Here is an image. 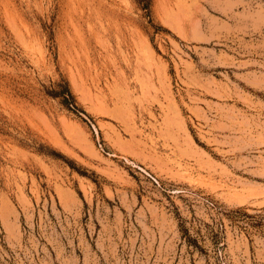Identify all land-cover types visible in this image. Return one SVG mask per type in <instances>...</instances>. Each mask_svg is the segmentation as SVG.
Segmentation results:
<instances>
[{
    "label": "rangeland",
    "instance_id": "1",
    "mask_svg": "<svg viewBox=\"0 0 264 264\" xmlns=\"http://www.w3.org/2000/svg\"><path fill=\"white\" fill-rule=\"evenodd\" d=\"M0 264H264V0H0Z\"/></svg>",
    "mask_w": 264,
    "mask_h": 264
},
{
    "label": "trees",
    "instance_id": "2",
    "mask_svg": "<svg viewBox=\"0 0 264 264\" xmlns=\"http://www.w3.org/2000/svg\"><path fill=\"white\" fill-rule=\"evenodd\" d=\"M142 8H147V5L146 3L143 1L142 2ZM50 94L56 96V95H60L61 96V102L64 103L65 105H71L73 108L74 105H73V99L70 95V93L65 89V91H60L59 93L58 92H55V91H51Z\"/></svg>",
    "mask_w": 264,
    "mask_h": 264
}]
</instances>
